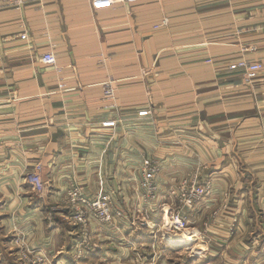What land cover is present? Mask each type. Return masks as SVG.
Here are the masks:
<instances>
[{"label":"crops","instance_id":"crops-1","mask_svg":"<svg viewBox=\"0 0 264 264\" xmlns=\"http://www.w3.org/2000/svg\"><path fill=\"white\" fill-rule=\"evenodd\" d=\"M12 1L0 0V264H23L25 250L45 254L49 264H73L70 239L79 240V229L66 224L72 215L68 187L76 182L94 195L112 185L113 170H139L144 159L162 164V197L181 179V168H202L203 177L215 179L216 192L238 189V178L221 164L229 153L225 139L264 141V71L247 85L230 66L241 59L264 65V0H137L100 7L93 0H24L22 7ZM47 52L55 54L56 65L41 62ZM108 82L112 101L104 97ZM148 109L153 116L138 117ZM119 117L124 125L102 127ZM184 155L190 164L180 168ZM38 163L44 166L43 198L28 181ZM245 198L235 201L241 225L234 238L211 243L220 248L221 264L262 263L264 229L240 211ZM217 199L223 193L186 216L207 219ZM146 213L151 219L148 207ZM231 217L224 215L223 226ZM223 226L206 234L226 238ZM91 230L100 246L111 240L114 253L126 235L133 240L140 234L135 218L121 220L114 231L93 221ZM232 248L236 260L227 255Z\"/></svg>","mask_w":264,"mask_h":264},{"label":"rangeland","instance_id":"rangeland-1","mask_svg":"<svg viewBox=\"0 0 264 264\" xmlns=\"http://www.w3.org/2000/svg\"><path fill=\"white\" fill-rule=\"evenodd\" d=\"M240 77L242 82L247 84L242 76ZM114 121L117 124L112 128V131L124 125L125 122L122 117ZM199 141L204 142L203 139H199ZM225 141L228 142L229 153L223 156L224 161L221 163L220 160V163L223 165L228 164L229 168L225 174L229 175L231 179L235 176L241 183L238 189L237 187L233 189V193L230 190L228 192H216L213 182L215 179L207 173H204L205 177H203L202 168L200 167H197L193 171L181 168L188 167L185 164H190L188 155H184L185 160H180L181 169L180 171H176L181 176V179L174 186L167 188L166 195H163V197L161 196L158 184L162 164L154 159H149L156 163L151 167L146 166V160L148 159H144L139 170H123L120 172L113 170L112 185L100 188L94 195L86 194L81 185H70L66 195L69 210L73 212L72 207H74L75 212H82L84 216L82 218L84 223H77L71 217L66 221L68 229H70V226L78 227L79 229V240H77V237L70 239L73 242V254H71L73 264H221V260L224 259H221L220 248L217 247L218 249L216 250L212 249L211 243L215 245L214 238H218L217 243L224 244V239H233L236 232L239 231L241 222L236 217L240 216L241 212L238 213V203L235 201L239 200L240 195L245 194L246 196L244 203H239L241 205L240 211L244 210L247 214L246 216L250 217L251 222H254V219H256L255 225L257 229H264V141L251 140L249 143L246 142L247 140L243 142L240 138L237 139L235 137L225 139ZM238 142L241 144L239 151L237 150ZM180 144L185 145L184 143ZM246 147H255L253 149L257 151L246 150ZM231 148L232 150H230ZM215 167L217 166L215 165ZM256 167L257 169H255ZM217 173L218 175L216 176H221L219 175L220 172ZM134 177L136 178L135 181H128L129 178ZM194 182H196V186ZM194 189L203 190L204 192L203 197L196 201L189 196ZM76 190L80 192V199L76 202L77 204L73 205L69 203L68 196ZM222 193L223 199L221 200L223 201L221 202L220 199H217L206 209L207 219L194 215L192 218L189 216V220L188 215L186 216V211H194L195 207L200 204L199 202L202 203L206 198H213L214 195L217 194L219 196ZM231 194L237 195L236 198H230ZM99 198L108 214L107 220L99 217V211L93 207V204ZM126 198L130 199L129 203L125 202ZM146 207H148L150 214H153V216L150 215V217L152 216L151 219H147ZM100 212L103 213L101 210ZM231 212H234V214L237 212L238 214L236 216L230 215ZM224 215L233 217H231L228 226H223L222 220L224 219ZM252 216H255V218H252ZM127 218H135L138 227L137 231L142 236L138 233V235H135V233L133 235L134 239L130 240L126 235V240L121 242L123 246L117 244L116 247L118 249L115 253L113 250L116 248L112 246L111 240L110 242H105L104 246L101 244V248L97 239L92 234L91 222L95 221L104 226H111L112 231H114V227L118 226L121 220H126ZM175 222H180L179 224L183 226L180 228V231L173 229L172 225L175 226ZM194 223H197L199 225L196 224L197 227L200 228L195 229ZM204 223L207 225V229L211 231L216 227L220 229L222 228L221 226H226L228 228L227 236L224 235L226 238L217 234H210L208 236L206 234L207 229L205 230V226H203ZM184 229L187 230L184 231ZM179 236L188 240V247L186 245L179 246L171 240V237ZM246 238L248 239V237ZM78 242L84 246L82 248L83 257L80 259H78L75 250L76 243ZM134 243H138V246L134 247ZM107 248L110 249L108 250ZM25 251L29 252L26 256L30 259V264L50 263L45 254L29 250ZM25 251L20 253L22 259ZM97 252H100V255ZM237 252L236 249L232 248L227 253L230 260L237 259ZM39 257L42 259L37 260ZM261 262V264H264V257Z\"/></svg>","mask_w":264,"mask_h":264},{"label":"built area","instance_id":"built-area-1","mask_svg":"<svg viewBox=\"0 0 264 264\" xmlns=\"http://www.w3.org/2000/svg\"><path fill=\"white\" fill-rule=\"evenodd\" d=\"M94 4L97 7L100 6H106V5H110V4H114V3H136L137 0H93ZM12 3L14 5H16L17 7H22L25 4L24 0H13ZM22 39L25 40L26 36H22ZM41 62L46 65V66H54L57 63V58L55 56V54H53L52 52H47L45 54L42 55L41 57ZM230 70L237 73L238 75L242 76V78L247 82V84H254L255 82H257L262 74V72L264 71V65L262 63L259 62H249L246 59H241L237 62H235L234 64H232L230 66ZM104 97L106 100H114L115 98V89L113 87V83H106L104 84ZM153 115V112L148 109V110H144L138 113V117L139 118H148L150 116ZM117 124L116 121H112V122H106L104 124H102L103 128H109L112 129L113 127H115ZM153 164H156L155 162L151 161V160H146V166L147 167H151ZM44 166L42 163H38L34 166L32 172L29 174L28 176V181L33 185L35 193L40 197L43 198L45 195V191H46V183L44 182ZM78 184L76 182H73L71 184V186H77ZM194 185L196 186V182H194ZM203 190H192V192L189 194V196L194 200H198L200 198L203 197ZM69 199V203H72L73 205L77 204L76 202L80 199V192L78 190L72 192L69 194L68 196ZM93 207L96 208L99 211V217H101L104 220H107L108 218V214L105 210V206H103L101 204V200L100 198L98 199V201L93 204ZM73 208V212L72 215L70 216L71 219H73L75 222H80V223H84V220L82 218H84L82 212H75L74 207ZM103 211V213L100 212ZM48 221L51 223V225H53L54 220L53 217L48 216ZM71 221V220H70ZM180 222H175V226L172 225L173 229L180 231V228H182L183 226H181L179 224ZM84 246L80 245V243H76V255L78 256V259L83 257V251L82 248ZM27 251L24 252V254L22 255L23 259L20 257L21 262L23 264H30V259L27 258ZM42 258H37V260H40ZM43 262L39 263L42 264Z\"/></svg>","mask_w":264,"mask_h":264},{"label":"bare ground","instance_id":"bare-ground-1","mask_svg":"<svg viewBox=\"0 0 264 264\" xmlns=\"http://www.w3.org/2000/svg\"><path fill=\"white\" fill-rule=\"evenodd\" d=\"M187 229H184L186 231ZM171 240L176 242L179 246L180 245H186L188 247V240L182 238V237H171Z\"/></svg>","mask_w":264,"mask_h":264}]
</instances>
